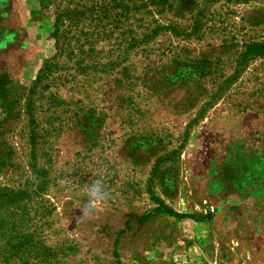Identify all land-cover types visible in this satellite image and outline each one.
<instances>
[{"label": "rangeland", "instance_id": "374dc122", "mask_svg": "<svg viewBox=\"0 0 264 264\" xmlns=\"http://www.w3.org/2000/svg\"><path fill=\"white\" fill-rule=\"evenodd\" d=\"M255 42L264 0H0V264H264Z\"/></svg>", "mask_w": 264, "mask_h": 264}, {"label": "trees", "instance_id": "16d2710c", "mask_svg": "<svg viewBox=\"0 0 264 264\" xmlns=\"http://www.w3.org/2000/svg\"><path fill=\"white\" fill-rule=\"evenodd\" d=\"M75 10L70 8H64L60 13H58L56 17V27L57 30L59 28V24L61 25L63 21L71 20V15H74ZM64 19V20H63ZM247 50L245 52L246 55H264V43L255 42L247 46ZM168 211L172 212L173 210L168 206H164Z\"/></svg>", "mask_w": 264, "mask_h": 264}, {"label": "clouds", "instance_id": "9594fccd", "mask_svg": "<svg viewBox=\"0 0 264 264\" xmlns=\"http://www.w3.org/2000/svg\"><path fill=\"white\" fill-rule=\"evenodd\" d=\"M95 187V186H94ZM103 195V191L102 189H96V191L92 192L90 194V208L89 211H92L95 209L96 207V201L99 200L101 198V196Z\"/></svg>", "mask_w": 264, "mask_h": 264}]
</instances>
